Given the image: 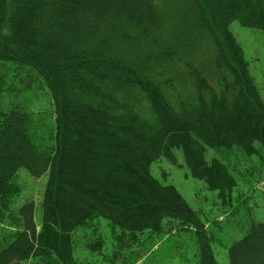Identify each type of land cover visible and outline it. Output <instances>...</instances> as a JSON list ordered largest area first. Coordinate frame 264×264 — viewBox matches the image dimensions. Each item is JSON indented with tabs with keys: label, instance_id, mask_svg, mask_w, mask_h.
I'll return each mask as SVG.
<instances>
[{
	"label": "trees",
	"instance_id": "trees-1",
	"mask_svg": "<svg viewBox=\"0 0 264 264\" xmlns=\"http://www.w3.org/2000/svg\"><path fill=\"white\" fill-rule=\"evenodd\" d=\"M233 21L264 32V0H0V264H93L75 260L72 233L99 217L120 243L175 220L199 264H218L214 236L150 165L180 150L234 207L235 177L205 153L258 155L264 102ZM37 90L53 111L27 108ZM19 169L48 173L38 228L32 201L13 208ZM246 227L228 263L264 264V222ZM86 246L99 253L103 239Z\"/></svg>",
	"mask_w": 264,
	"mask_h": 264
},
{
	"label": "rangeland",
	"instance_id": "rangeland-1",
	"mask_svg": "<svg viewBox=\"0 0 264 264\" xmlns=\"http://www.w3.org/2000/svg\"><path fill=\"white\" fill-rule=\"evenodd\" d=\"M230 31L242 48L248 71L264 102V32L247 28L238 21L230 24ZM46 92V91H45ZM37 90L26 96L25 105L30 110L53 111L49 94ZM176 163L159 157L150 165V174L163 185L173 186L186 203L198 214L209 234L215 238L211 249L218 264H229L227 249L230 243L240 239L246 231L249 218L264 222V148L258 155L247 156L237 148L229 150L207 149L205 159L216 157L222 161L237 181L232 192L233 206H224L217 192L206 189L204 183L193 179L184 166L180 150H175ZM48 173L32 177L25 169H19L14 181L20 193L13 200L17 209L26 201L34 204V222L41 224V199ZM163 221L164 230L159 234L145 231L136 242L120 243L113 236L108 222L99 217L72 233V254L77 261L93 264H199L196 236L193 231H180L178 222ZM170 231H167V230ZM119 234V229L115 228ZM103 239V248L92 252L86 246L94 236ZM140 254V256H137ZM26 264V263H21Z\"/></svg>",
	"mask_w": 264,
	"mask_h": 264
}]
</instances>
